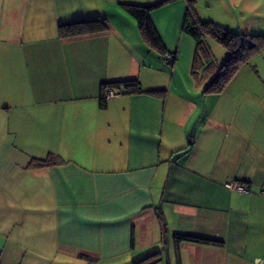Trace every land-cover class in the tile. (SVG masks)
<instances>
[{
    "label": "crops",
    "instance_id": "1",
    "mask_svg": "<svg viewBox=\"0 0 264 264\" xmlns=\"http://www.w3.org/2000/svg\"><path fill=\"white\" fill-rule=\"evenodd\" d=\"M159 1L0 0V264H264V49L204 92L186 0L149 13L172 59L121 5ZM260 1L197 14L264 34ZM95 18L109 28L59 36ZM126 79L139 90L101 99Z\"/></svg>",
    "mask_w": 264,
    "mask_h": 264
},
{
    "label": "trees",
    "instance_id": "2",
    "mask_svg": "<svg viewBox=\"0 0 264 264\" xmlns=\"http://www.w3.org/2000/svg\"><path fill=\"white\" fill-rule=\"evenodd\" d=\"M169 1L172 0H162L152 4L121 3L122 7L137 21L145 40L166 59H172V56L165 52V47L150 20L149 13L153 8ZM186 4L182 30L195 41L192 73L203 84L202 90L204 92L219 93L225 89L243 64L249 62L253 56L264 49V34L234 31L215 21L201 20L197 14L195 0H186ZM108 28L109 24L106 18H95L60 25L59 36L72 38L105 32ZM208 39H212L225 48L226 56L220 63L216 64L211 60ZM105 87L117 88L120 93H131L139 90V82L137 79L117 80L105 83L103 89ZM147 92L152 94L164 93L163 90H147ZM101 99L105 101L103 94ZM49 162L48 159H39L35 161V164L43 165ZM160 219L162 221V218ZM174 238L176 241L217 244V242L208 239L178 233L174 234Z\"/></svg>",
    "mask_w": 264,
    "mask_h": 264
},
{
    "label": "rangeland",
    "instance_id": "3",
    "mask_svg": "<svg viewBox=\"0 0 264 264\" xmlns=\"http://www.w3.org/2000/svg\"><path fill=\"white\" fill-rule=\"evenodd\" d=\"M208 1L210 0H195L196 10H198L197 12L206 11ZM260 4H264V0H261ZM248 15H251V13H248ZM248 15H246V18H248ZM208 44H209L210 51H211V60L214 63L217 64L218 62H220L221 60L225 58L226 50L221 44L213 41L212 39H208Z\"/></svg>",
    "mask_w": 264,
    "mask_h": 264
},
{
    "label": "built area",
    "instance_id": "4",
    "mask_svg": "<svg viewBox=\"0 0 264 264\" xmlns=\"http://www.w3.org/2000/svg\"><path fill=\"white\" fill-rule=\"evenodd\" d=\"M102 94H103V97H105V99H108L110 97L119 95L120 91L117 88L105 87L103 89ZM225 186L227 188L235 189L241 192H246L248 190V186L240 181L229 180V181H226Z\"/></svg>",
    "mask_w": 264,
    "mask_h": 264
}]
</instances>
